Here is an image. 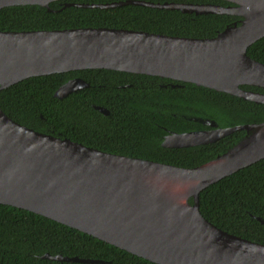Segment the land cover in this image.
I'll return each instance as SVG.
<instances>
[{
  "label": "water",
  "instance_id": "water-1",
  "mask_svg": "<svg viewBox=\"0 0 264 264\" xmlns=\"http://www.w3.org/2000/svg\"><path fill=\"white\" fill-rule=\"evenodd\" d=\"M60 0H0V10L50 5ZM228 6L124 1L67 4L109 9L137 5L187 14L240 18L212 39L143 31L80 28L0 31V91L34 77L110 70L169 79L264 104V64L248 55L264 38V0H223ZM90 88L82 78L55 97ZM95 109L105 115L109 111ZM170 133L166 148L213 144L237 131L246 136L226 153L193 169L106 153L70 139L37 132L0 108V205L49 218L155 264H264V245L222 231L204 218L200 195L211 185L264 160V122ZM193 199V203H190ZM61 262L100 263L63 256Z\"/></svg>",
  "mask_w": 264,
  "mask_h": 264
},
{
  "label": "trees",
  "instance_id": "trees-1",
  "mask_svg": "<svg viewBox=\"0 0 264 264\" xmlns=\"http://www.w3.org/2000/svg\"><path fill=\"white\" fill-rule=\"evenodd\" d=\"M132 0H60L52 11L40 6L0 10V31L29 32L80 28L143 31L172 37L212 39L240 18L221 14H187L137 5L98 9L67 4H111ZM228 6L223 0H134ZM248 55L264 64V38ZM82 78L90 88L56 98L66 82ZM130 85V86H129ZM264 94V89L243 86ZM109 110L105 115L95 109ZM0 108L18 124L70 139L94 149L184 169L202 166L239 143L245 131L218 142L189 148H166L170 133L264 122V104L169 79L110 70H82L34 77L0 91ZM193 203V199H190ZM206 220L231 235L264 245V160L211 185L200 195ZM63 256L100 263L61 262ZM0 264H155L49 218L0 205Z\"/></svg>",
  "mask_w": 264,
  "mask_h": 264
},
{
  "label": "flooded vegetation",
  "instance_id": "flooded-vegetation-1",
  "mask_svg": "<svg viewBox=\"0 0 264 264\" xmlns=\"http://www.w3.org/2000/svg\"><path fill=\"white\" fill-rule=\"evenodd\" d=\"M130 86V85H129ZM87 89H89V88H87ZM83 90H86V89H83ZM83 90H81V91H83ZM100 107H102V106H100ZM108 110V109H107ZM109 111V110H108ZM110 113V112H109Z\"/></svg>",
  "mask_w": 264,
  "mask_h": 264
}]
</instances>
